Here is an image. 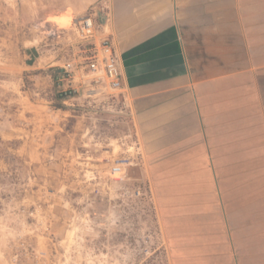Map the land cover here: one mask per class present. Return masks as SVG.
<instances>
[{
	"label": "crops",
	"instance_id": "1",
	"mask_svg": "<svg viewBox=\"0 0 264 264\" xmlns=\"http://www.w3.org/2000/svg\"><path fill=\"white\" fill-rule=\"evenodd\" d=\"M105 9L174 263L264 264V0ZM65 10L50 14L68 30Z\"/></svg>",
	"mask_w": 264,
	"mask_h": 264
},
{
	"label": "rangeland",
	"instance_id": "2",
	"mask_svg": "<svg viewBox=\"0 0 264 264\" xmlns=\"http://www.w3.org/2000/svg\"><path fill=\"white\" fill-rule=\"evenodd\" d=\"M70 2L78 18L106 10V0H0V264H175L127 100L54 75L79 38L55 33L61 13H50ZM125 160V177L112 176Z\"/></svg>",
	"mask_w": 264,
	"mask_h": 264
},
{
	"label": "built area",
	"instance_id": "3",
	"mask_svg": "<svg viewBox=\"0 0 264 264\" xmlns=\"http://www.w3.org/2000/svg\"><path fill=\"white\" fill-rule=\"evenodd\" d=\"M103 26L99 10L93 9L76 19L70 30H55V33L73 31L79 38L63 68L64 75L71 77L77 73L90 77L96 86L105 84L111 90L123 94L121 60L112 36L101 33ZM128 165L126 160L118 162L111 168L110 174L122 179L127 174ZM15 259V264H19L17 256Z\"/></svg>",
	"mask_w": 264,
	"mask_h": 264
},
{
	"label": "trees",
	"instance_id": "4",
	"mask_svg": "<svg viewBox=\"0 0 264 264\" xmlns=\"http://www.w3.org/2000/svg\"><path fill=\"white\" fill-rule=\"evenodd\" d=\"M28 52H29L31 55H33V57L35 58V56H36V52H35V51L28 50ZM54 75L57 76L56 71H55V74H54ZM64 99H65V98H64Z\"/></svg>",
	"mask_w": 264,
	"mask_h": 264
}]
</instances>
